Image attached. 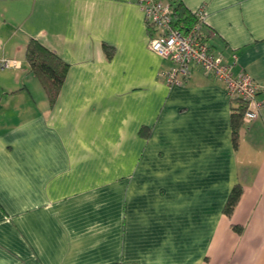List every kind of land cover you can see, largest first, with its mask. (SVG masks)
Instances as JSON below:
<instances>
[{"label": "crops", "instance_id": "crops-1", "mask_svg": "<svg viewBox=\"0 0 264 264\" xmlns=\"http://www.w3.org/2000/svg\"><path fill=\"white\" fill-rule=\"evenodd\" d=\"M180 1L264 100V0ZM149 31L136 0H0V264H264V106L234 145L223 82L168 84ZM30 38L68 64L52 105Z\"/></svg>", "mask_w": 264, "mask_h": 264}, {"label": "built area", "instance_id": "built-area-1", "mask_svg": "<svg viewBox=\"0 0 264 264\" xmlns=\"http://www.w3.org/2000/svg\"><path fill=\"white\" fill-rule=\"evenodd\" d=\"M151 30L148 40L150 50L170 60L172 66L166 73L168 84H181L190 75L191 65L201 68L205 75H211L223 82L227 95L238 98L246 104L242 122L255 119L264 100L257 99L259 85L246 72L233 74L230 64L220 53H214L204 40L203 10L193 12L196 23L188 29L173 26L168 2L162 0H136ZM19 67V61L0 57V69Z\"/></svg>", "mask_w": 264, "mask_h": 264}, {"label": "trees", "instance_id": "trees-1", "mask_svg": "<svg viewBox=\"0 0 264 264\" xmlns=\"http://www.w3.org/2000/svg\"><path fill=\"white\" fill-rule=\"evenodd\" d=\"M169 6L173 26L180 29H188L195 25L197 20L193 12L188 11L180 0H175V2L172 3L169 2ZM103 47L107 52L108 50L111 52L110 46L104 44ZM110 52L108 54H110ZM25 60L29 65V71L37 78L39 84L45 92L49 105H52L60 91L68 69V64L56 53L45 47L34 38H30L26 44ZM231 101L236 102L238 105L232 107L230 117L232 141L233 144L236 145L238 131L243 125L242 116L246 109V104L238 98H231ZM241 192L242 188L240 184H235L230 191L223 208V212L226 216L230 217L232 215L233 209L239 200ZM232 228L237 233H241L242 231L240 225L233 224Z\"/></svg>", "mask_w": 264, "mask_h": 264}]
</instances>
